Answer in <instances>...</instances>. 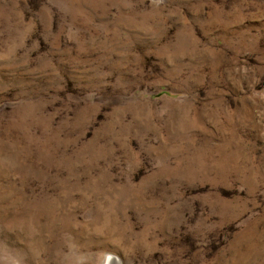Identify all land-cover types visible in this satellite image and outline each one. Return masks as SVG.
<instances>
[{
  "label": "rangeland",
  "instance_id": "obj_1",
  "mask_svg": "<svg viewBox=\"0 0 264 264\" xmlns=\"http://www.w3.org/2000/svg\"><path fill=\"white\" fill-rule=\"evenodd\" d=\"M0 264H264V0H0Z\"/></svg>",
  "mask_w": 264,
  "mask_h": 264
}]
</instances>
